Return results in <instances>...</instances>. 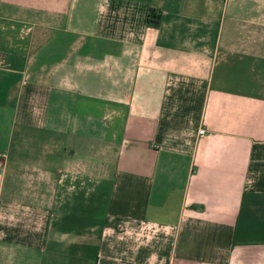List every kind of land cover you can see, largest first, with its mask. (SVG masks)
Instances as JSON below:
<instances>
[{"label": "crops", "instance_id": "1", "mask_svg": "<svg viewBox=\"0 0 264 264\" xmlns=\"http://www.w3.org/2000/svg\"><path fill=\"white\" fill-rule=\"evenodd\" d=\"M0 264H264V0H0Z\"/></svg>", "mask_w": 264, "mask_h": 264}, {"label": "trees", "instance_id": "2", "mask_svg": "<svg viewBox=\"0 0 264 264\" xmlns=\"http://www.w3.org/2000/svg\"><path fill=\"white\" fill-rule=\"evenodd\" d=\"M159 24L158 17L154 14L153 10H150L149 15L147 17V25L149 27H157Z\"/></svg>", "mask_w": 264, "mask_h": 264}, {"label": "built area", "instance_id": "3", "mask_svg": "<svg viewBox=\"0 0 264 264\" xmlns=\"http://www.w3.org/2000/svg\"><path fill=\"white\" fill-rule=\"evenodd\" d=\"M205 132L203 130L198 131V135H203Z\"/></svg>", "mask_w": 264, "mask_h": 264}]
</instances>
